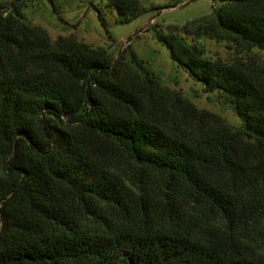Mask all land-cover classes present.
Wrapping results in <instances>:
<instances>
[{
  "label": "trees",
  "instance_id": "1",
  "mask_svg": "<svg viewBox=\"0 0 264 264\" xmlns=\"http://www.w3.org/2000/svg\"><path fill=\"white\" fill-rule=\"evenodd\" d=\"M219 1L157 38L239 128L130 45L52 39L0 5V264H264V62L211 60L181 34L264 50V0ZM107 4L122 21L144 10Z\"/></svg>",
  "mask_w": 264,
  "mask_h": 264
},
{
  "label": "rangeland",
  "instance_id": "2",
  "mask_svg": "<svg viewBox=\"0 0 264 264\" xmlns=\"http://www.w3.org/2000/svg\"><path fill=\"white\" fill-rule=\"evenodd\" d=\"M144 10L128 21L107 0H0L5 13L20 6L23 19L47 31L52 39L72 37L91 46H101L114 57L131 50L165 88L178 92L197 108L218 115L228 125L239 128L242 121L218 90H209L174 61L159 33L209 15L219 0H141ZM181 34L203 49L211 60L226 63L264 62V50L243 49L233 42L191 32ZM130 56V52H127Z\"/></svg>",
  "mask_w": 264,
  "mask_h": 264
}]
</instances>
